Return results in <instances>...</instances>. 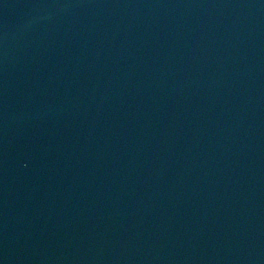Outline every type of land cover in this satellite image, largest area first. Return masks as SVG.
I'll return each instance as SVG.
<instances>
[{
    "label": "water",
    "instance_id": "water-1",
    "mask_svg": "<svg viewBox=\"0 0 264 264\" xmlns=\"http://www.w3.org/2000/svg\"><path fill=\"white\" fill-rule=\"evenodd\" d=\"M0 264H264V0H0Z\"/></svg>",
    "mask_w": 264,
    "mask_h": 264
}]
</instances>
